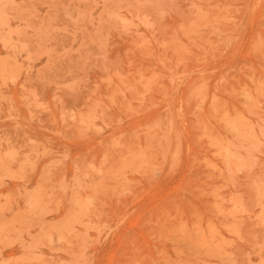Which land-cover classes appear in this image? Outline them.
<instances>
[{"label": "rangeland", "instance_id": "obj_1", "mask_svg": "<svg viewBox=\"0 0 264 264\" xmlns=\"http://www.w3.org/2000/svg\"><path fill=\"white\" fill-rule=\"evenodd\" d=\"M0 264H264V0H0Z\"/></svg>", "mask_w": 264, "mask_h": 264}]
</instances>
